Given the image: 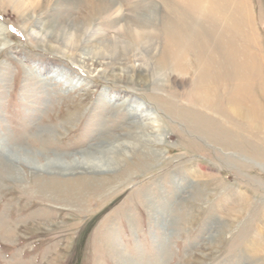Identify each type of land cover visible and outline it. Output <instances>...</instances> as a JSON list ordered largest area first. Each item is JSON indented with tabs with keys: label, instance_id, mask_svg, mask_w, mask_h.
Wrapping results in <instances>:
<instances>
[{
	"label": "rangeland",
	"instance_id": "rangeland-1",
	"mask_svg": "<svg viewBox=\"0 0 264 264\" xmlns=\"http://www.w3.org/2000/svg\"><path fill=\"white\" fill-rule=\"evenodd\" d=\"M171 1L0 0V139L67 163L86 153L102 161L99 145L148 124L160 152L108 154L120 169L93 177L108 181L99 192L67 189L71 175L64 190L40 191L22 163V182L0 169V264H264V130L195 103L194 51L186 75L161 67L166 26L185 14L199 23L197 10L180 2L172 12ZM218 1L213 26L235 25L236 49L255 34L264 59V0Z\"/></svg>",
	"mask_w": 264,
	"mask_h": 264
},
{
	"label": "bare ground",
	"instance_id": "bare-ground-1",
	"mask_svg": "<svg viewBox=\"0 0 264 264\" xmlns=\"http://www.w3.org/2000/svg\"><path fill=\"white\" fill-rule=\"evenodd\" d=\"M203 1L208 4L206 10L207 8L210 9L207 12L203 11L204 7L201 6V4L200 6L203 8L195 6V4L197 3L196 0H172L170 2L172 12L173 10H175L174 7L180 2L182 4L185 3L187 12L195 13L193 10H197L199 23L197 22L198 27H195V24L193 28L192 24L196 16L194 17L192 14H185V16L183 15L180 17V20H178V18H175L172 22L169 23V25L166 26L165 53L160 59V63L162 66H159L163 67L164 65L165 68H171L176 74L180 73L182 75V73L184 72V74L186 75L187 72L185 73V70L187 71V66L184 67V69H182V67L180 66L183 63L185 65H189V50L194 51L195 66L192 68H195L197 78L196 85L193 87L191 93L193 94L195 100H197V102L195 103L198 104V106L207 107V111L214 113L223 119L232 120L236 123H238L240 120V122L242 121L243 124L244 122L245 124L246 122H248L252 127L264 130V122L262 123V118L264 115V59L259 49L262 45L260 46L255 34H252L250 32L251 34H244V38H242L243 40L246 39L245 41L249 45L240 49H236V42L233 39L234 35H232L234 33L233 29L235 25H232L233 29H231V31H227L226 29V34L224 33L223 29H221L223 31H219L221 26H217L216 24L219 29L215 28L216 26H213V22H217V17L220 13L222 5L218 0H202V4ZM205 2L203 5H205ZM240 3L241 1L239 2V4ZM110 4H112V1L110 2ZM233 4L235 5L234 2ZM231 7H233V5ZM242 9L243 8H241V11ZM245 9L246 7L243 9V13H245ZM247 9L246 11H250V8L249 10ZM230 11L231 10H229V13L231 14ZM206 13L209 14V16H207ZM227 14L225 12V15ZM242 15L243 14L241 13V16ZM252 16L253 15H250V17ZM247 17L249 18V16ZM224 18L220 19L224 20ZM244 18L245 17H243L242 19L246 20ZM230 20L232 19L230 18ZM188 21L190 22L189 24L192 25V28H187V30L190 29L189 32L185 29L187 26H190L187 25ZM249 21H251V19ZM220 23L222 22H219L218 24ZM241 23L240 26H238L239 28L241 26L244 27L243 25H241ZM254 23H252L251 21V23L248 22L247 24L249 25ZM227 26L228 25L226 23L225 28ZM229 26L227 28H229ZM238 27L237 30L239 29ZM249 29L250 28H248L247 30L249 31ZM251 29L254 31V28ZM230 32H232L231 35ZM240 35L242 34H240L239 32V36ZM239 36L234 38L238 39ZM197 43H200V47ZM241 43L242 42L240 41L239 44ZM252 45L255 46V48ZM251 47L254 49H251ZM137 55H139V53ZM237 55L241 56L242 60H240L241 57L238 59ZM83 59L85 60L84 62H87L88 65L92 63L91 68H93V70L101 68L100 70L103 71V74L107 77H110V79L112 80L118 77H120V79L122 78V74H120L119 76L114 72L112 74H109V71L103 68L105 65H107V63L104 62L103 58L94 60L93 58L83 57ZM159 66H156V69H159ZM161 71V68L160 70H157L158 74H160ZM189 71L190 70L188 69V74ZM184 74L183 76H185ZM257 92H259L258 95ZM195 103H189L188 105H193ZM214 110H216L217 113H215ZM192 114H196L195 119H197L198 121L201 120L202 116H199L196 112H193ZM240 122L239 124H241ZM146 125L135 126V131H129L127 133V139L121 140L115 138L113 142H110V145L107 146V148L103 146L99 147V145L98 148L100 149V151L104 152V156L106 158H104L102 161L98 160L95 157H92L91 153H86L83 158H77V161L75 160V163H67V161L60 156L54 157L51 154L45 156L43 152L35 153L26 151L24 149H15V146L13 147L6 140L0 139V169L5 170L4 172H6L8 178L16 182H22L23 175L21 174V170L17 168V165L19 163H22L23 167L36 173V183L38 184V188L40 191L48 190L49 193H52L55 190H64L63 188H65L66 184L63 183L61 179L65 178L67 175H71L72 177L77 176L78 180L72 184L68 182L67 189L71 190L73 186H81L83 192L86 190L89 191L91 189H95L94 191L99 192L107 185L108 181H104L103 179L97 180L93 177L99 173L101 174L107 172H115L120 169V167L118 168L120 159L115 161L114 164V159L112 158V156L109 157L108 154L116 156L117 154H122V152H124L125 155L128 156L127 158L137 157L140 161L155 160L159 158L160 152L154 150L151 147L152 144L150 140V138L154 137V132L156 134L158 130L153 128L154 130L151 131L152 127ZM189 127L192 126L190 125ZM245 127H243V130ZM239 128L241 130L242 126L238 127V129ZM219 130L223 132V130ZM216 133L219 134L217 130ZM44 174H47V179L49 180H46L42 183L41 179L43 178ZM60 187L63 188L60 189ZM76 192L78 193L77 190ZM74 195L72 194V196Z\"/></svg>",
	"mask_w": 264,
	"mask_h": 264
},
{
	"label": "snow or ice",
	"instance_id": "snow-or-ice-1",
	"mask_svg": "<svg viewBox=\"0 0 264 264\" xmlns=\"http://www.w3.org/2000/svg\"><path fill=\"white\" fill-rule=\"evenodd\" d=\"M12 30H13V31H15V29H14V28H13Z\"/></svg>",
	"mask_w": 264,
	"mask_h": 264
}]
</instances>
